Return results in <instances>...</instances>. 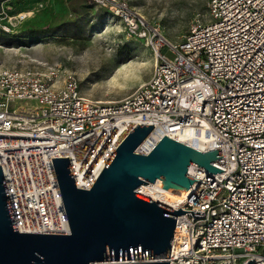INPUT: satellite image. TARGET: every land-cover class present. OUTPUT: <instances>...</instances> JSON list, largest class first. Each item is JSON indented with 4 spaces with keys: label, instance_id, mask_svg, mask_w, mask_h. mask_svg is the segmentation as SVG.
<instances>
[{
    "label": "built area",
    "instance_id": "built-area-1",
    "mask_svg": "<svg viewBox=\"0 0 264 264\" xmlns=\"http://www.w3.org/2000/svg\"><path fill=\"white\" fill-rule=\"evenodd\" d=\"M90 1L153 51L151 76L103 102L59 67L0 69V168L17 232L70 233L51 158H67L76 189L88 191L122 140L152 126L150 151L141 142L136 154L187 136L223 158L210 163L216 175L189 166L196 182L170 207L187 213L164 261L264 264V0H209L178 43L124 1Z\"/></svg>",
    "mask_w": 264,
    "mask_h": 264
},
{
    "label": "water",
    "instance_id": "water-1",
    "mask_svg": "<svg viewBox=\"0 0 264 264\" xmlns=\"http://www.w3.org/2000/svg\"><path fill=\"white\" fill-rule=\"evenodd\" d=\"M152 129L137 125L88 191L76 189L67 158H51L67 235L17 232L0 168V264H168L175 219L187 212L138 196L135 189L158 178L160 188L182 197L196 182L187 173L189 166L216 175L223 172L210 163L223 158L220 149L201 152L165 136L149 154H136ZM189 213L195 219L203 214Z\"/></svg>",
    "mask_w": 264,
    "mask_h": 264
},
{
    "label": "rangeland",
    "instance_id": "rangeland-1",
    "mask_svg": "<svg viewBox=\"0 0 264 264\" xmlns=\"http://www.w3.org/2000/svg\"><path fill=\"white\" fill-rule=\"evenodd\" d=\"M121 1L158 24L172 43L194 20L204 19L209 3ZM153 63V51L128 39L120 20L90 0H0V69L59 67L76 76L86 98L118 102L147 82Z\"/></svg>",
    "mask_w": 264,
    "mask_h": 264
},
{
    "label": "bare ground",
    "instance_id": "bare-ground-1",
    "mask_svg": "<svg viewBox=\"0 0 264 264\" xmlns=\"http://www.w3.org/2000/svg\"><path fill=\"white\" fill-rule=\"evenodd\" d=\"M22 18L24 19L25 17L22 16ZM155 60L156 58L154 56V63H155ZM173 139L183 144L185 143L198 151H202V149H204L203 144L201 142L195 141L194 138L192 137L184 136L181 138H173ZM150 149H151V146H149L148 143L142 142L140 146V151L142 153H147L150 151ZM162 182H163L162 180L156 178L153 184H146V185L141 184L139 185V187L135 189L136 190L135 193L138 196L140 195L150 201L156 202L170 209V207H173V204L177 202L181 198V196L171 191L169 192L165 189L160 188ZM132 261H136V260H132ZM102 264H107V263L104 262Z\"/></svg>",
    "mask_w": 264,
    "mask_h": 264
}]
</instances>
